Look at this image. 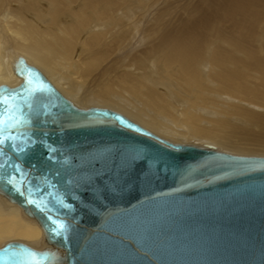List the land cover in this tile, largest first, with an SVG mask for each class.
<instances>
[{"label":"water","instance_id":"obj_1","mask_svg":"<svg viewBox=\"0 0 264 264\" xmlns=\"http://www.w3.org/2000/svg\"><path fill=\"white\" fill-rule=\"evenodd\" d=\"M15 74L18 86H0V193L63 255L11 242L0 264H32L25 250L40 264H264V157L79 109L22 58Z\"/></svg>","mask_w":264,"mask_h":264},{"label":"bare ground","instance_id":"obj_2","mask_svg":"<svg viewBox=\"0 0 264 264\" xmlns=\"http://www.w3.org/2000/svg\"><path fill=\"white\" fill-rule=\"evenodd\" d=\"M20 58L79 109L264 156V0H0V86L21 83ZM11 242L63 255L0 193V248Z\"/></svg>","mask_w":264,"mask_h":264},{"label":"snow or ice","instance_id":"obj_3","mask_svg":"<svg viewBox=\"0 0 264 264\" xmlns=\"http://www.w3.org/2000/svg\"><path fill=\"white\" fill-rule=\"evenodd\" d=\"M4 102H6V101H4ZM5 139L12 140V139H14V138H13V137H7V138H5ZM3 142H4L3 140H0V143H3ZM17 147H19L21 151L24 150V146H22V145H17ZM3 175H5V176H9L8 173H3ZM8 182L11 183V178H10V176H9V180H8ZM17 191H19V189H17ZM29 202H30V203H35L34 201H31V200H30ZM37 207L39 208V206H37ZM41 210H42V209H41ZM53 225H54V227H53L52 229H50V231H52V232H54V233H56V234H58L59 232H62V231L65 230V225L62 224V223H60V224H56V223L53 221ZM25 251H26V255H27V257L30 258V259L32 260V264H40L39 260L36 259V255H37L36 253L32 252L31 250H25Z\"/></svg>","mask_w":264,"mask_h":264},{"label":"rangeland","instance_id":"obj_4","mask_svg":"<svg viewBox=\"0 0 264 264\" xmlns=\"http://www.w3.org/2000/svg\"><path fill=\"white\" fill-rule=\"evenodd\" d=\"M90 106H94L92 104H89ZM245 157H264V156H260V155H256V156H245Z\"/></svg>","mask_w":264,"mask_h":264}]
</instances>
